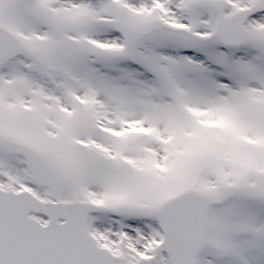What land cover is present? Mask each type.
<instances>
[{"label": "rangeland", "instance_id": "374dc122", "mask_svg": "<svg viewBox=\"0 0 264 264\" xmlns=\"http://www.w3.org/2000/svg\"><path fill=\"white\" fill-rule=\"evenodd\" d=\"M216 1L0 0V26L22 45L0 66V136L65 184L36 185L11 155L3 188L95 205L89 234L116 264H170L157 210L200 195L220 203L196 264H264V0H224L223 16L258 10L235 48ZM239 187L258 194L227 199Z\"/></svg>", "mask_w": 264, "mask_h": 264}, {"label": "water", "instance_id": "95a60500", "mask_svg": "<svg viewBox=\"0 0 264 264\" xmlns=\"http://www.w3.org/2000/svg\"><path fill=\"white\" fill-rule=\"evenodd\" d=\"M224 7L222 2L214 4L218 14ZM255 13L256 10L246 8L221 19L220 31L227 45L243 44L246 39L243 25ZM20 53L19 41L0 27V65ZM0 147L24 159L36 184L57 192L63 189V183L52 180L51 170L34 151L1 139ZM238 191L250 193L243 189ZM208 206L203 197L181 195L160 207L162 246L171 264H195L204 242ZM93 212L92 206L81 202L42 203L28 192L0 191V264H114V258L107 251L96 248L87 235L86 218ZM29 213L47 218V225L41 226L29 219ZM135 213L125 208L113 211L115 215ZM57 220L62 223L57 224Z\"/></svg>", "mask_w": 264, "mask_h": 264}, {"label": "flooded vegetation", "instance_id": "af4514ba", "mask_svg": "<svg viewBox=\"0 0 264 264\" xmlns=\"http://www.w3.org/2000/svg\"><path fill=\"white\" fill-rule=\"evenodd\" d=\"M1 138H5L0 136ZM0 155H1V163H0V188L5 190L3 187L10 184V174L8 172V165H10L9 162V156H11L9 153L5 151V149L0 148ZM22 185V184H20Z\"/></svg>", "mask_w": 264, "mask_h": 264}]
</instances>
